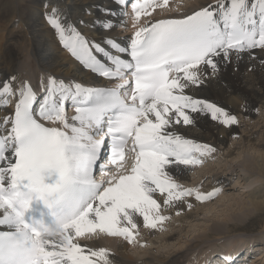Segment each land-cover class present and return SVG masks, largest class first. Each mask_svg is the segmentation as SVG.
I'll list each match as a JSON object with an SVG mask.
<instances>
[{
	"label": "snow or ice",
	"instance_id": "snow-or-ice-1",
	"mask_svg": "<svg viewBox=\"0 0 264 264\" xmlns=\"http://www.w3.org/2000/svg\"><path fill=\"white\" fill-rule=\"evenodd\" d=\"M113 4L96 9L108 32L124 23L121 9L130 6L138 21L168 0ZM47 22L80 66L105 83L85 86L52 73L35 85L0 80V264H110L104 249L80 238L103 233L133 243L139 219L156 229L168 219L162 205L194 195L176 182L171 166L199 164L215 151L184 138L175 125H193L199 113L225 126L238 123L187 90L203 87L233 57L264 51V0H217L182 18L149 21L127 47L111 36L89 40L58 9ZM214 195L197 191L195 199Z\"/></svg>",
	"mask_w": 264,
	"mask_h": 264
},
{
	"label": "bare ground",
	"instance_id": "bare-ground-1",
	"mask_svg": "<svg viewBox=\"0 0 264 264\" xmlns=\"http://www.w3.org/2000/svg\"><path fill=\"white\" fill-rule=\"evenodd\" d=\"M160 2L162 3L163 0H160ZM216 3L217 0H186L184 4H181L179 0H169L166 8L158 7L156 8L157 12L154 14L151 13L150 16L142 15L140 19L136 21L133 15V18L130 19V29L126 26L127 23H125V19L121 17L124 21L123 24H126L125 27H119L118 29H115V31L108 32L102 26L105 19L103 13L96 9L98 7L101 9L116 8V5L113 4V0H0V80L9 76H14L20 80L30 81L35 85V82L41 79L40 77L43 73L45 74L43 76L52 73L65 80L74 79L82 82L85 86L100 82L105 83V81L96 78L89 70L82 68L75 58L70 55V52L62 47L63 45L60 41L59 34L55 32L54 29H52V26L47 22V14H49L52 9H58L61 19L66 18L68 23L75 25V27L89 40L103 42L106 36H111L116 38L122 47H127L130 44L131 39H126V36L131 34V32H135L139 27L144 26L149 21L154 22L161 19V17H183L184 15H190L194 11H198L203 7L210 4L214 5ZM41 16H43L42 21H39ZM98 18L100 23H93ZM81 21L84 23L81 24ZM38 23L42 24L44 27H36ZM120 30H125V34ZM28 50H30V52H27ZM187 94L192 95L194 98L206 100L218 105L220 104L221 106L225 105L226 107L222 106L221 108L225 110L230 108V110L238 111L242 113L243 117H245L246 113L252 111L255 104H258L263 113L264 51L257 49L255 58H250L248 55H245L242 59L233 57L232 63L222 66L221 71L207 81L203 87L189 89L187 90ZM11 104H14V99ZM11 110L12 109L9 108L7 111ZM3 115H5V112L0 111V116ZM193 115L195 117L193 125H183L181 123L180 125H175L174 130L186 139H190L194 142L203 141L205 144L210 143L209 145H212V147L217 146L219 142L226 144L228 141L227 138L232 134L235 125H222L213 121L209 115L204 113ZM256 121L257 120H255V122ZM245 125L248 124L245 123ZM246 129L248 130V128ZM241 131L245 133L246 130L242 129ZM249 132L251 131L246 133ZM233 146L234 145H232V147ZM251 146L254 147V151L261 152L263 149L262 147H264V141L258 143V145L252 143ZM232 147L228 150L227 156L232 155L233 150L237 148ZM218 151H216V155H218ZM214 153L215 152H213V154ZM256 157L257 158L251 160L249 159L250 156L246 155L244 157V162L242 161L243 168H245L249 174L252 175L259 170L262 172L261 177H263L262 179L259 178L260 184H258L257 188L248 191L249 200L243 205V207L248 211L253 213L256 212L257 214L264 216V154L260 157ZM261 157L262 160H258ZM207 165L208 164H205L198 169L199 171L197 172V175H195V178L188 174V172L191 171L189 169L195 170L193 165H173L171 166L170 171L172 176L176 175V178L179 180H190V178H193L195 181L192 183L194 184L196 181L198 182L199 179L202 180V177L206 176V180L210 179L207 183L208 185L203 188V190H205L204 192H200L201 189L199 190L200 193L205 194L207 191L213 190V188L216 189L217 186L223 188L222 178L217 177L214 174L215 172L211 173V169L206 171L207 167L205 168V166ZM112 170L115 171V168H112ZM235 171L236 170H233V173H235ZM197 191L198 190H196V192ZM203 201H197L194 194L188 200H184L182 203H177L175 206L169 207L174 211L175 215H177V212L180 213L183 210L185 212L183 217L186 218H184L185 220L183 217L181 219H175L174 223H180L175 226L176 228L178 227L177 230H175L174 227L173 232L168 231L156 238H151L150 243L152 245L154 242L156 243L160 241L163 250H159L158 252L163 254L162 258L154 255V247L152 248L153 250L143 251L142 254L139 253L136 254L137 256H133L126 252L129 244L127 243L128 241L123 239V237H113L103 233L98 236L93 235L91 239L80 238L79 242L81 245H86L93 250L104 249L108 253L110 264H184L187 260H190L191 264H223L221 259L217 256L232 257L231 250L238 251L240 248L231 246L226 248L223 253H215L214 256H216V262L218 259L217 263L210 262L209 256L212 255V252L214 253V251L206 254L203 252L202 255L197 253V256L190 255L189 257L185 255L183 249L185 246L187 251H192V254L199 249L200 246H203L202 244L207 240L206 234L192 235L190 230L187 229V232L184 231V225H186L188 220L193 217L197 211L206 208L210 209L212 205H215L212 201H208L207 204L200 205L199 208L201 209L196 211L195 209L189 212L185 210L189 208V204L194 207L197 204H201ZM220 226L219 223H214L212 229L218 228L219 230V228H221ZM145 231L147 232V230L142 232ZM183 231L185 233V238L188 235V237H191V235L192 237L185 239V241H181L176 236L177 233L180 234ZM139 232L141 233V230ZM173 239L178 241L171 242ZM243 241L244 245L248 244V247L252 244V241L249 239L245 238ZM177 246H179V248H177ZM255 246L258 249L264 248L262 243L251 245V247ZM140 257L142 258L141 261ZM144 257L146 258L144 259ZM125 258L129 259L130 262H122ZM259 258H264V256L261 257L259 253L255 259L253 258L252 264H264L263 259L261 262L256 263V260ZM138 261L140 263H138Z\"/></svg>",
	"mask_w": 264,
	"mask_h": 264
},
{
	"label": "rangeland",
	"instance_id": "rangeland-1",
	"mask_svg": "<svg viewBox=\"0 0 264 264\" xmlns=\"http://www.w3.org/2000/svg\"><path fill=\"white\" fill-rule=\"evenodd\" d=\"M179 1L181 4H184L186 2V0H179ZM125 16H127V14L123 15L122 17L124 18ZM42 18H43V16L40 17L39 21H42ZM124 19H125V23H127V25L121 24L120 26L116 27V29H118L119 27H125V25L130 29V27H129L130 22H131L130 19H127V17H125ZM70 21H71V19H70ZM36 27H44V26L42 24L38 23ZM52 29H53V27H52ZM120 31L124 34L126 32L125 30H120ZM126 37H128V36H126ZM27 52H30V50H28ZM43 75H45V74L43 73ZM43 75L40 78H43L44 77ZM57 77H60V76H57ZM35 83H37V82H35ZM216 105L219 107L225 106V105L221 106L220 104L219 105L216 104ZM226 110L228 112L232 113L233 115H235L237 118V121H238V123L234 124L235 126L233 129V132L227 138L228 141L226 142V144L219 142L217 146H213V148L215 149V151H214L215 153L213 154V152H212L211 154L204 156V158L202 157L201 163L193 165L195 170L189 169L191 171L188 172V174L190 176L195 178V175H197V172L199 171L198 169L201 166L208 164L207 166H205V168L207 167L206 171L208 169H211L212 170V171L210 170L211 173L215 172L214 174L217 177L222 178L223 188L217 186L216 189L213 188V190H217V191L211 190V191L206 192V193H208V192L211 193L212 191L216 192L215 195L210 200L215 205H212V207L210 209L206 208L207 210L204 209V210L197 211L196 212L197 215L195 214L196 217L194 215L193 217H191L188 220L186 225H184L185 226V229H184L185 232L190 230V233L192 235L206 234L207 240L204 241V243L202 244L203 246H200L199 249H197L192 254H191L192 251L191 250L187 251L185 246L183 249H184L185 255H187L189 257H190V255L197 256V253L202 255L203 252L206 254V253L214 251V253L212 252V255L209 256L210 262L217 263L218 259L216 262V260H215L216 256H214L215 253L220 254V253H223L226 248L231 247V246H234V247L236 246V247L240 248L238 251H234L233 249L231 250V254L234 256V259H235V264H252L253 258L255 259V257L259 253H260L261 257L264 256V252H263L264 248L258 249V248H256V246L251 247L252 244L255 245L258 243L259 244L262 243L264 246V230H263L264 216H261V215L257 214L256 212L253 213L251 211L244 209L243 205L245 203H247V201L249 200V197H248L249 192L248 191H252L254 188H257L258 184H260L259 178L262 179L263 177H261L262 172H260L259 170H257L252 175L249 174L245 170V168H243V162H244V157L246 155L250 156L249 159L253 160V159L257 158L256 156L260 157V156H262V154H264V147H262L263 149L261 150V152L260 151L257 152V151H254L255 150L254 147L251 146L252 143H256V145H258V143H260V142L262 143V141H264V139H263L264 138V122H263L264 121V112L262 113V110L258 106V104H255L252 108V111L246 113L245 117L242 116V113L235 111V110L234 111L230 110V108L229 109L227 108ZM263 111H264V109H263ZM255 120H257V121L255 122ZM245 123H247L248 125H245ZM246 128H248V130ZM242 129L246 130L245 133L241 131ZM248 131H251V132L246 133ZM247 134H249V135H247ZM209 144H207V145H209ZM232 145H234L233 147H237V148H235L233 150L232 155L227 156L228 155L227 152L229 149H231ZM210 146H212V145H210ZM223 147H225V148H223ZM220 148H223V149H220ZM216 151H218L219 156L216 155L217 154ZM244 154H245V156H244ZM258 160H262V157ZM233 170H236L235 173H233ZM173 177H175L176 182L179 183L184 189H191L194 194H195L196 190L199 191L200 189H201L200 192H204L205 190H203V188L208 185L207 183L210 180V179L206 180L205 179L206 176H204V177H202V180L199 179L198 182L196 181L194 184V183H192L193 181H195V180H193V178H190V180L186 179L187 180V182H186L185 179H181V180L177 179L176 175H173ZM192 196H189V198H191ZM189 198L186 197L185 200H188ZM207 203H208V200L207 201L205 200L201 204H199V205L197 204L196 206L191 207L190 209L189 208L185 209V210L189 212V211L195 209V211H196L198 209H201V208H199L200 205L207 204ZM161 214L164 215L165 217H167L168 219H166L163 222V224H160L159 226H157V228L154 229L155 231L153 229H150V228L148 229V228L144 227L142 220H140V219L138 220L139 225H140L139 229H138V234L135 236V241L133 243L127 242L129 244V247L126 250L127 253H130L133 256L134 255L137 256L136 254H139V253L142 254L143 251L153 250L152 248L154 247V250H153V252L155 253L154 255L159 256L161 258L163 257V254H160L158 252L159 250H163L162 246L160 245L161 244L160 241H158L156 243L154 242V244L152 245L150 243L151 242L150 240H151V238H156V237L160 236L161 234L167 233L168 231L173 232L174 227L177 224H180V223H174L175 219L176 218L181 219L183 217V215H185V212L182 210V212H180V213L177 212V215H175L174 211L171 208L164 207L162 205ZM184 218H186V217H183V219ZM214 223H219L221 225L220 226L221 228H219V230H218V228L212 229V226ZM177 228L175 227V230H177ZM140 230H141V233L139 232ZM144 230H147V232L146 231L142 232ZM184 231L181 232L182 234L177 233V236H176L181 241H183V240L185 241V239H189L192 237V235H191V237H188L189 236L188 235L187 236L188 238L187 237L185 238ZM155 232H157V233H155ZM148 237H150V238H148ZM139 238H141V239H139ZM245 238L252 241V244L250 245V247H248V244L244 245L243 240ZM173 241H178V240H174V239L171 240V242H173ZM163 246H164V244H163ZM177 248H179V246H177ZM135 252H137V253H135ZM154 255H149V256H154ZM165 255H164V257H165ZM216 255H218V254H216ZM217 257H219V256H217ZM145 258L146 257H144V259ZM262 259L264 260V258H259L258 260H256V263L261 262ZM141 260H142V258L140 257V261ZM184 260H187V259H184ZM221 261L223 264H225V262L223 260H221ZM122 262L129 263L130 260L125 258ZM138 263H140V262L138 261ZM184 264H191V262H190V260H187L186 262H184ZM259 264H261V263H259Z\"/></svg>",
	"mask_w": 264,
	"mask_h": 264
}]
</instances>
